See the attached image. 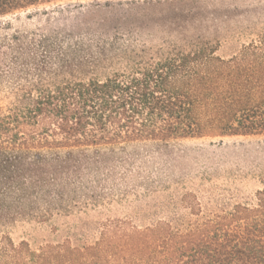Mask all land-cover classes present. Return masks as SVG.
I'll use <instances>...</instances> for the list:
<instances>
[{
	"label": "trees",
	"instance_id": "16d2710c",
	"mask_svg": "<svg viewBox=\"0 0 264 264\" xmlns=\"http://www.w3.org/2000/svg\"><path fill=\"white\" fill-rule=\"evenodd\" d=\"M81 1L0 0V264H264V191L205 211L173 146L264 136L261 0ZM39 9L30 29L2 20ZM162 192L181 212L106 217L81 243L32 247L2 230Z\"/></svg>",
	"mask_w": 264,
	"mask_h": 264
},
{
	"label": "rangeland",
	"instance_id": "374dc122",
	"mask_svg": "<svg viewBox=\"0 0 264 264\" xmlns=\"http://www.w3.org/2000/svg\"><path fill=\"white\" fill-rule=\"evenodd\" d=\"M104 2L99 1L101 4ZM260 3L258 12L262 14L261 20L264 19V0ZM80 4L87 6L91 1L83 0ZM47 11L53 16H58L53 7L47 8ZM41 13V9L31 10L2 20L10 22L14 27L30 29L43 20L44 15ZM27 14H30V18ZM259 27L264 28V23ZM253 38L255 35L248 32L231 36L221 44L217 54L228 57ZM173 146L190 154L186 163L192 170V178L185 181L181 187L197 190L205 211L216 210L235 201L252 202L257 190L264 191V136L183 139L174 142ZM177 198L178 195H175L174 204L168 205L171 199L167 192H162L137 203L131 201L133 204L129 206L125 202L120 205L112 203L99 211H88L87 214L81 212L69 215L55 214L46 222L18 218L2 230L8 233L14 243L27 240L32 247L44 242H61L67 237L74 243H81L86 238L81 236V228L86 224L95 225V222L106 217L133 216L137 213L144 215H140L136 220L138 224L150 223L158 217H168L171 210L181 212L176 204ZM159 203L163 205L158 206Z\"/></svg>",
	"mask_w": 264,
	"mask_h": 264
}]
</instances>
